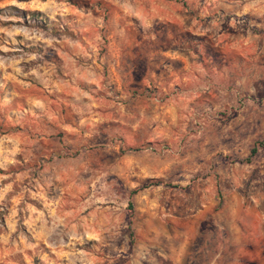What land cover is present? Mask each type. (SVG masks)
<instances>
[{"label": "clouds", "instance_id": "clouds-1", "mask_svg": "<svg viewBox=\"0 0 264 264\" xmlns=\"http://www.w3.org/2000/svg\"><path fill=\"white\" fill-rule=\"evenodd\" d=\"M0 264H264V0H0Z\"/></svg>", "mask_w": 264, "mask_h": 264}, {"label": "rangeland", "instance_id": "rangeland-1", "mask_svg": "<svg viewBox=\"0 0 264 264\" xmlns=\"http://www.w3.org/2000/svg\"><path fill=\"white\" fill-rule=\"evenodd\" d=\"M251 255V254H250ZM252 258L254 259L255 257H254V255L252 256Z\"/></svg>", "mask_w": 264, "mask_h": 264}]
</instances>
